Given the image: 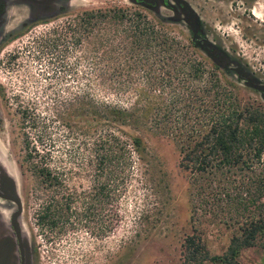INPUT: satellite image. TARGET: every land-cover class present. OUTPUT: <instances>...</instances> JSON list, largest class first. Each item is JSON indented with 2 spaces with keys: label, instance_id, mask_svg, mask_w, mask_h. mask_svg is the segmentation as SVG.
Masks as SVG:
<instances>
[{
  "label": "rangeland",
  "instance_id": "rangeland-1",
  "mask_svg": "<svg viewBox=\"0 0 264 264\" xmlns=\"http://www.w3.org/2000/svg\"><path fill=\"white\" fill-rule=\"evenodd\" d=\"M261 5L259 18L253 17L254 29L228 14L205 16L214 24L213 31L205 26L201 29L208 41L236 62L244 76L264 82L262 0ZM117 7L142 9L129 0H74L65 13L27 32L11 47L19 52L11 68L2 63L7 51L0 57V165L3 173L14 177L22 201L18 220L27 241L28 264H180L182 238L193 227L202 229L213 252H220L227 242L229 230L224 220L228 204H223L224 210L215 205L206 208L216 215L203 208L190 218L187 179L178 167L174 141L167 135H146L148 147L159 161L153 175L156 181L161 180L159 186L135 172L128 189L107 207L94 198L96 171L82 145L84 135L77 130L68 134V100L78 95L79 101L83 96L93 102L123 105L127 99L132 101V91L120 86L126 71L120 72L123 69L115 60L112 30L101 23L89 32L80 30L73 35L68 28L86 10ZM186 24L182 16L170 25L189 35ZM198 49L208 67L214 64ZM105 79L109 83V79L115 80V90L104 87ZM118 89L126 100L115 95ZM27 140L34 164L28 159ZM40 163L58 171L69 190L53 189L43 182L34 171ZM67 193L78 198L76 206L88 210L89 217L82 221L71 218L53 227L37 221V213L50 197ZM15 209L13 203L1 206L0 241L9 230L15 239L9 225ZM106 223L109 228L104 231L100 225Z\"/></svg>",
  "mask_w": 264,
  "mask_h": 264
},
{
  "label": "trees",
  "instance_id": "trees-1",
  "mask_svg": "<svg viewBox=\"0 0 264 264\" xmlns=\"http://www.w3.org/2000/svg\"><path fill=\"white\" fill-rule=\"evenodd\" d=\"M101 23L114 32L115 60L126 71L120 86L132 91V101L119 89L115 95L126 104L83 96L79 101L78 95L68 100V134L84 135L82 145L96 171L94 198L107 207L124 194L135 172L159 186L153 177L159 161L146 135L170 136L187 179L190 218L199 209L216 215L206 208L229 206L223 249L213 252L202 229L193 227L182 238L180 264H264V95L241 84L231 69L208 67L190 35L170 25L177 23L171 17L139 8L86 10L68 29L74 35ZM108 81L102 80L104 87L115 90V80ZM26 146L34 164L28 140ZM34 171L50 188L69 190L48 164ZM77 201L71 193L52 196L37 221L50 227L82 221L89 213ZM107 224L100 228L107 230Z\"/></svg>",
  "mask_w": 264,
  "mask_h": 264
},
{
  "label": "flooded vegetation",
  "instance_id": "flooded-vegetation-1",
  "mask_svg": "<svg viewBox=\"0 0 264 264\" xmlns=\"http://www.w3.org/2000/svg\"><path fill=\"white\" fill-rule=\"evenodd\" d=\"M74 0H0V57L7 51L3 64L11 68L18 60V51L11 49L19 44L23 36L32 30L44 27L48 22L65 13L68 6ZM133 5L141 7L144 11L154 14L180 18L185 16L184 3L195 12V25L198 28L196 37L193 39V31L187 23L186 27L194 43L199 46L202 39V27L213 31L212 22L205 16L213 14H228L241 18L246 25L254 27V18H259L257 9L262 7L261 0H129ZM264 1V0H262ZM263 13L261 12V15ZM254 17V18H253ZM227 17H225L226 19ZM262 26L264 27V18ZM178 23V21H177ZM254 29V28H253ZM264 29V28H263ZM215 37V36H214ZM217 40V38L215 37ZM220 58V57H219ZM221 61V59H220ZM226 68L230 69L229 65ZM241 76L245 73L241 68ZM232 72V71H231ZM233 74H236L232 72ZM236 76H238L236 74ZM1 206L5 207L10 201L0 198ZM20 264V262H19Z\"/></svg>",
  "mask_w": 264,
  "mask_h": 264
},
{
  "label": "water",
  "instance_id": "water-1",
  "mask_svg": "<svg viewBox=\"0 0 264 264\" xmlns=\"http://www.w3.org/2000/svg\"><path fill=\"white\" fill-rule=\"evenodd\" d=\"M184 5L185 20L193 31L194 39L198 32V28L195 25L196 14L187 3H184ZM171 18L175 22L178 21L176 16ZM199 44V47L204 51L206 56L210 57L216 65L220 66L221 68L229 65L231 71L236 73L238 75L237 77L243 79V83L246 87L264 95V82L256 80L252 77L250 78L249 76H241V70L237 66L236 62L231 61L230 58L222 51V49L218 48L206 38L202 39ZM4 174L5 175L0 176V198L12 202L16 207L15 211L11 215L9 224L15 233V239L11 234V230H9V235L2 237L0 241V264H19V262L20 264H28L29 257L27 241L22 234V229L18 220L22 212V201L20 195L18 194L14 177H10L7 173ZM6 230L7 227L5 231Z\"/></svg>",
  "mask_w": 264,
  "mask_h": 264
},
{
  "label": "bare ground",
  "instance_id": "bare-ground-1",
  "mask_svg": "<svg viewBox=\"0 0 264 264\" xmlns=\"http://www.w3.org/2000/svg\"><path fill=\"white\" fill-rule=\"evenodd\" d=\"M2 166L0 165V176L1 175H5L4 173H3V169L1 168Z\"/></svg>",
  "mask_w": 264,
  "mask_h": 264
}]
</instances>
